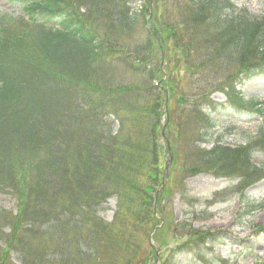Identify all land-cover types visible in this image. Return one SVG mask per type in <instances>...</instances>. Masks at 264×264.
<instances>
[{"label":"trees","instance_id":"1","mask_svg":"<svg viewBox=\"0 0 264 264\" xmlns=\"http://www.w3.org/2000/svg\"><path fill=\"white\" fill-rule=\"evenodd\" d=\"M9 2L23 13L0 42V194L14 197L18 212H6L0 229L11 227L5 243L22 264H147L173 128L196 145L212 131L191 173L260 174L250 165L264 137L230 148L212 137L210 110L212 94L264 78V13L231 0ZM131 32L137 39L128 42ZM205 234L164 264L212 241ZM37 236L48 247L26 255Z\"/></svg>","mask_w":264,"mask_h":264},{"label":"rangeland","instance_id":"2","mask_svg":"<svg viewBox=\"0 0 264 264\" xmlns=\"http://www.w3.org/2000/svg\"><path fill=\"white\" fill-rule=\"evenodd\" d=\"M231 3L239 8L245 7L252 13H264V0H231ZM22 13L21 7L0 0V42L10 31L20 27L19 14ZM136 24L137 33L142 34L144 19L137 18ZM137 33L131 32L126 37L128 42L136 40ZM181 75H185L184 70ZM259 79L238 89L242 90L246 101L258 102L260 108L264 109V79ZM213 100L226 101L221 94H215ZM218 119V128L212 137L230 148L259 143L264 137V113L257 112L252 106L236 117ZM205 132L202 130L201 133ZM207 132L204 141L197 145L190 132L183 136L174 128L169 132L173 159L158 202L160 223L155 230L158 238L154 239L153 234L152 244L147 241L148 247L144 254L147 264H164L180 243L196 239L204 233L212 239L207 247L200 253L179 255L174 264H264V150L256 146L253 151L250 167L259 169L260 174L256 178L251 169L247 174L244 172L245 177L240 178L241 181L239 178L216 177L208 172L191 173L190 169H186L194 167L192 157L196 155L197 149L209 153L212 148V142L207 138L212 131ZM161 141L162 144L166 143V140ZM209 156L212 158V155ZM196 160L203 162L201 156H195L193 162ZM246 175L250 177L244 183ZM243 195L245 198H242ZM247 204L250 206L246 207ZM115 210L116 201L111 200L106 205V220H113ZM6 212L13 213L11 217L16 219L17 202L12 196L0 194V225L5 224L3 215ZM10 230V226L0 229V264H22L16 257V251L8 253L5 239L10 236ZM41 241H46V238H33L22 251L30 255L40 248L48 247H43ZM41 264H45L43 259Z\"/></svg>","mask_w":264,"mask_h":264}]
</instances>
